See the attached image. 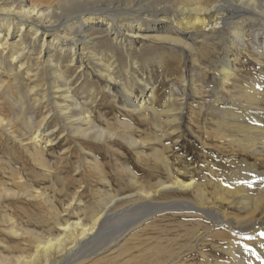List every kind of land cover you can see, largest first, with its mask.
I'll return each mask as SVG.
<instances>
[{"label":"bare ground","instance_id":"1","mask_svg":"<svg viewBox=\"0 0 264 264\" xmlns=\"http://www.w3.org/2000/svg\"><path fill=\"white\" fill-rule=\"evenodd\" d=\"M133 39L151 44L137 58L148 78L136 71ZM184 56L194 73L188 81L182 75L181 83L197 103H189L187 93L178 100L164 90V73L183 70ZM200 60L211 67L199 66ZM86 67L107 87L96 89L81 73ZM210 70L215 88L204 80ZM118 84L123 105L109 95ZM18 86L33 113L22 121L23 134L16 126L27 110L23 98L15 119L4 115L3 99L12 100ZM46 91L51 109L44 107ZM106 96L125 121L116 116L111 123L93 112ZM0 99V131L46 174L52 142L70 135L79 146L119 140L138 161L151 148L156 165L148 188L124 168L128 194L109 193L85 221L61 225L56 237L43 241L1 211L9 198L47 201L17 177L0 151V172L10 180L0 181V231L6 227L12 238H28L31 245L27 256L0 253V264H264V0H0ZM182 106H190L187 131L197 155L196 162L178 164L165 158L163 144H177ZM67 151L59 150L60 160L71 155ZM93 166L100 176L96 160ZM131 214L127 230L95 249L111 225L123 228Z\"/></svg>","mask_w":264,"mask_h":264},{"label":"rangeland","instance_id":"2","mask_svg":"<svg viewBox=\"0 0 264 264\" xmlns=\"http://www.w3.org/2000/svg\"><path fill=\"white\" fill-rule=\"evenodd\" d=\"M98 42L99 40L95 41L96 44ZM129 42L132 44L134 59L136 60L138 66L136 71L139 75V78H148V72L142 69V67L144 66L140 64V61L137 58H139L142 52L149 50V47L151 46L150 42L138 39H133ZM183 60V70H181V68L179 67V69H176L174 73H164V90H166L169 95H174V97H176L178 100H180L182 96L187 93L190 96L188 102L191 103L192 101H194V103H197L199 98L193 97L191 92L189 93L188 90H185L183 84L181 83L182 75L184 76L183 80L188 81L191 80L190 77H192V74L194 73L190 72V68L192 66L191 64H189V59L184 56ZM203 65L211 67L207 60H200L199 66L202 67ZM86 68L87 69L85 70H81V73L84 71L83 73H85V76H90V80L96 89L104 88V86L107 87V80L99 78L98 76H96L95 73L93 74L94 70L92 67ZM171 74H173L172 77ZM192 80L195 81L197 79L194 76ZM204 80L207 82V84H211L213 88L218 85L217 80H212L211 70L209 71V73H207V76L206 78H204ZM82 81L83 78L77 84L78 88L81 87L80 83ZM112 86V94L109 95L112 96L116 94L117 104L123 105V103H121L123 97L121 95L122 90L120 85L118 84ZM18 87V92H16L15 94L14 91V95H12V100L5 101L3 99V102L8 104L6 105V107L8 108L6 110H8V112L4 113V115L14 117L15 119L19 114V109H17V106L19 105L18 102L20 98H23L21 102H23L24 105L26 104L25 106L27 107V110L25 109V113L21 117V122H25V120L28 118L26 120L27 122L29 120V117L31 118L33 114L32 110L29 108L30 101L25 97L24 86ZM141 88V84L138 85L135 88V94H137V91L139 92ZM18 94H20V96H18ZM49 94L50 92L47 93L46 91L47 99H45L43 102L46 103L44 104V107L46 105H49L48 108L50 107L49 109H51L52 101L49 99ZM189 103L187 105H189ZM189 107H178L179 110H181L179 111V113L178 111L177 113L175 112L177 115L176 117L178 119L177 124L179 125V128L177 130V133H179V139L177 141V144L173 145V142L175 141L171 142L170 140H166L163 144L165 145V147H162L164 149L162 150L166 155L165 158H174L173 160H175L178 164H180V160L188 161L190 163L196 162L197 154L194 151L195 146L193 145L195 139L187 131L190 118ZM93 112L95 114H103L107 116L111 120V123H115V118L118 115L116 107L110 103L109 96H106V99H103L102 101L98 102L97 109L93 110ZM43 113L44 111L35 113L34 121L32 122L33 125H35V123L38 124L41 121V119L43 118L41 115ZM50 117L51 115H49L48 118ZM119 119L125 121L123 117H120ZM24 122H22L23 124H16V126H18V132L22 134L25 132ZM49 122L50 123L48 124L47 131L51 130L54 126L53 118L49 119ZM133 122L135 121L133 120ZM114 129L117 133H121L122 131L117 124L114 125ZM73 136L74 135L67 136L65 140H62L60 143L59 140L56 141V139L52 142L53 146L49 149L45 156V159L48 163V173L46 174L44 170L41 171L37 168L36 165L32 163V161L28 157L29 153L24 150L23 147L20 148L17 143L10 140L6 134H3V132L0 131V151H2V154L4 155L3 159L6 162H9L12 171L16 170L19 172L17 174V177L19 176V178H21V180H23L27 184L28 188L31 191L33 190L34 193L36 191L40 192L42 198L47 201L46 203H43V201H41L40 199L32 200L31 198H25V196H19L18 198L16 197L11 199L9 198L3 201L2 205L4 208L1 211L4 215L10 216L15 221H17V227L19 230L29 231L30 228V231L42 238L43 241H47L56 237L59 234V228L61 225L63 226L67 223H73L77 219H79L80 221H85V219L90 215V210L97 209L99 207V202L105 199L107 195H109V193L112 192L114 194L120 195L122 193L128 194L127 191L131 189L132 186L129 174L127 172H124V168H126L127 166L129 167V169H131V171H133V173L135 172L137 182L140 184H138L139 187L142 186L148 188L150 185L154 184L153 179L149 178V175L153 173V171L155 170L154 168L156 166L153 161L151 148H145L144 150H142V155H140L141 159L138 161L134 152L125 148L121 141L119 142V140L99 143L95 139L94 141L93 139H90L87 142H80L81 145L79 146L75 144L77 140L75 141V139L72 138ZM61 149L71 151V155L69 154L67 160L65 159L66 161H64V159H59L58 154H60L59 150ZM170 151L174 152L172 157ZM95 160L98 162V166L101 171L100 176H98L93 170V163H95ZM87 162H90V165H88ZM55 173L56 175H54ZM3 176L4 174L0 172V181H6L7 183H5L9 184L10 180L4 179ZM101 176L103 177L101 178ZM9 189L14 191L17 190L16 188L11 187L10 185ZM118 205L119 204H117L116 206ZM110 206L112 205L109 204V207ZM126 206L128 207V204L118 207V209L115 210V214H122L120 212L126 210ZM134 218V215L131 214L130 216H127V218L123 219V221L131 220L130 223H125L126 225L123 226L124 229L122 227L115 228V224L111 225L103 236L101 244H99L95 249H99L101 248V246L105 244L108 245L113 242L112 240L114 238L118 237L120 233L127 230L128 226L134 223V221L132 220ZM2 231L3 232L0 231V253L2 254V256H14L15 254H17V252H19V254L27 256L29 252L31 253V251L28 250L29 248L31 249V245L28 246V244H30L28 238H12L6 233L9 232V229H7L6 227H4ZM132 255H134V252ZM64 260L60 259L59 263L51 262L49 264H66L68 259Z\"/></svg>","mask_w":264,"mask_h":264}]
</instances>
